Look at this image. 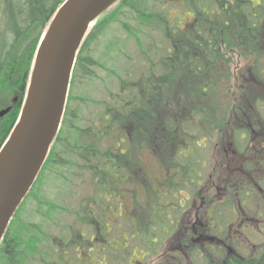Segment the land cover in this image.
<instances>
[{
	"label": "trees",
	"instance_id": "obj_1",
	"mask_svg": "<svg viewBox=\"0 0 264 264\" xmlns=\"http://www.w3.org/2000/svg\"><path fill=\"white\" fill-rule=\"evenodd\" d=\"M63 1L0 0V111L10 107L9 112L0 119V147L20 111L19 101L16 105H12L10 98L14 94H18L19 98L23 95L21 93L27 84L39 39L55 9ZM172 6H179L180 13L171 17L169 10L173 8ZM110 10L111 12L114 10L113 15H108L106 21L99 22ZM122 18H127L135 24L130 31L127 26L124 27L125 32L128 31L135 42H139L135 30L139 31V28L143 26L160 29L162 35L168 40L171 48L166 52L165 60L159 63L161 72L156 75L149 71L147 75L139 76L135 82L121 79L115 92L108 89V99L101 102L103 111L99 116V123L93 122L82 127L80 125L82 119L70 111L67 104L61 128L36 181L42 185L47 184L43 182H49L47 180L55 170L54 166L75 168L76 164L73 161L83 160L86 166L92 167L87 172L95 173L94 168H97L96 174L101 183L97 185L99 188L97 193L102 191V194L106 196L102 202L108 204L113 199L116 201V207H120L121 199L127 201L132 198L134 205L139 204L138 188L134 186L136 181L133 179L131 182L128 172V166L132 162L137 165L131 155L135 140L141 142V151L148 152L150 170L155 169L157 171L155 174L160 172V168L164 170V173L171 171L170 175L164 179L169 190L175 191L184 187L186 180H179L180 174L186 173L189 175L188 179L191 178L190 171H193V164L199 165L193 160V153L190 154L194 146L192 145L193 135H183V138L179 140V132L183 130L187 117L183 107L186 110L187 107L180 105L181 108H178L177 113L178 101L176 99L175 102L169 97L171 85L168 80L173 71L181 68L187 73L202 76L208 69L216 67L222 57L220 43H223L224 37L229 34L235 40L234 44L241 50L243 48L246 56H250L248 70L257 87L246 76L248 87L255 89L249 90V96L244 94L240 98L233 99L232 103L235 105L228 116L243 117L242 112L246 111L247 117L255 118V116L262 117V114L255 112L260 113L259 110L261 113L264 112V0H117L99 16L92 30L86 35L77 56L72 82L78 69L83 76H86L85 78L92 77L88 65H94V62H90V52L87 51V47L102 35L112 22ZM226 39L231 40L228 37ZM250 44L255 45L249 50ZM227 45L236 52L231 41L227 42ZM104 48L108 52L113 51L115 44H108V47ZM164 63L170 70L166 75ZM205 87L208 88L207 85L201 87L203 94L206 91ZM180 88L181 86L176 90ZM182 100L183 97H181ZM239 103L241 105L237 106ZM161 106L162 109H160ZM205 108L200 105L194 109V112L198 118H203L202 121L204 120L203 123L207 128L211 122L209 120L206 122L208 110ZM253 112L254 115H252ZM182 114H185L184 117ZM220 116L224 115L220 114ZM109 138L113 139L112 144L108 143ZM65 155L72 161L65 160ZM83 156L85 158H82ZM178 168L181 171L176 170ZM57 176L67 180L63 172H59ZM150 181L152 182L151 179ZM38 188L35 189L34 186L30 190L5 231L1 241L4 248L0 245V264L36 262L38 264H95L91 260L92 253L94 255L103 253L107 247L114 252H125L126 262L131 264L132 250L130 249L137 247L133 245V240H136L137 244L141 243L143 249L151 248L149 251L153 253L154 249L160 245L156 234L161 227L159 222L161 212L158 206H150V215H154L157 219H152L148 224L151 230L146 232V228L142 229V224L136 217L135 223L129 220L132 227L129 238L132 241H129L128 237L121 236L123 245L109 246L107 243L110 240H108L102 246L97 245L100 249H96L95 252L89 251L86 257L81 258L79 249H67L68 246L75 244L71 243V240H75L74 235H68L60 241L53 238L54 244L60 243L61 248L52 249L51 241L44 234L43 227L51 222L53 212L58 211L56 204L46 203L49 206L42 204L36 209L38 214L47 218L42 219L44 221L40 223L16 219L30 200H36L39 205L37 197L42 193L38 191ZM149 202L145 201L144 206L149 205ZM58 207L61 208L60 205ZM137 207L135 206L138 212ZM109 232L105 230L104 235L108 236ZM101 236L102 234L99 233V237ZM154 239L156 243L153 242ZM115 247L119 249H114ZM121 247L127 249H121ZM70 252L76 260L69 256ZM102 256V261L97 264H111L110 261L115 262L114 264L121 262L116 255ZM259 262L256 264H264V257Z\"/></svg>",
	"mask_w": 264,
	"mask_h": 264
},
{
	"label": "rangeland",
	"instance_id": "obj_2",
	"mask_svg": "<svg viewBox=\"0 0 264 264\" xmlns=\"http://www.w3.org/2000/svg\"><path fill=\"white\" fill-rule=\"evenodd\" d=\"M172 7L173 8L169 10V15L171 17L180 13L179 6ZM113 13L114 10H112V12L110 10L99 22H103L102 20L106 21L108 15H113ZM125 26H127L130 31L131 29L133 30L135 24L132 21H128L127 18L112 22L110 26L102 32V35L91 42L87 47V51L90 52V62H94V65H88L92 77L85 78L86 76H83V73H80L79 69L76 76L74 75L69 90L68 108L82 119L80 124L82 127H86L93 122L99 123V116L103 111L101 102L108 99V89L111 92H115L118 89L121 79L135 82L139 76H145L149 71L152 74L158 75L161 72L159 63L165 60L164 57L167 55L166 52L170 51V43L165 36L162 35L160 29L151 26L140 27L139 31L135 30L139 37V42H135V39L128 34L129 32L124 31ZM227 37L231 40H227ZM224 39V44L220 43L222 55L221 62L216 67L208 69L207 73L202 76H195L193 73H187L185 69L181 68L177 71H173L168 80L171 85V96L169 97L175 102L176 99L178 101V103H176L177 113L178 108H181L180 105L182 107H187V110L183 107L187 117L185 125L182 127L183 130L179 132V140L183 138V135H193L192 145L194 146L192 147V151L195 153L193 160H196V157H198L200 161H208L211 157L210 144L216 138L217 129L225 123L224 121L226 119L231 118V116L228 115L233 111L232 107L235 105L232 103V100L237 97L240 98L244 94L249 96V90L255 89L251 86L248 87L246 82L247 76L251 79V82L254 83L248 70L250 56H246L243 48L241 50L234 44L235 40L231 38L230 34L224 37ZM230 41L235 47L236 52H233L229 48V45H227V42ZM113 43L115 44V49L108 52L104 47H108V44ZM253 45L255 44H250L248 47L249 50ZM164 66L166 68V75L170 70H168L169 68L165 63ZM202 85H207L208 87H205L206 91L204 94L201 90ZM179 86H181V88L176 90ZM25 91L26 86L21 93L23 94L21 98H19L18 94L12 95L10 98L12 100V105H16L19 101V106L21 107ZM181 97H183L182 101ZM200 105L205 106V110H208L206 122L209 120L211 124L207 128L203 123L204 120L202 121L203 118H198L194 112V109ZM239 105L241 104L239 103L237 106ZM160 109H162V106ZM243 110H245V108ZM220 114L224 116L219 117ZM17 115H19V113H17ZM184 115L185 114H182V117H184ZM252 115H254V112ZM189 123L191 125H189ZM107 141L112 144L113 139L109 138ZM210 141L212 142L210 143ZM140 143L139 140L133 142L132 159L136 160L139 164L141 163L144 165L148 163L149 165L148 156L140 150ZM64 158L65 160L69 159L72 161L67 155H65ZM77 162L78 159L73 161L75 164ZM77 165L83 166L82 163H77ZM196 165L197 164H193V167L195 168ZM197 166L205 179L208 174V166L205 168L201 167L200 164ZM60 171L64 173L67 180H64L61 176L58 177L56 173L52 172L47 180L49 182L52 181L51 184L44 181L43 183L47 184L42 185V183L40 184L37 182L35 187L39 186L38 191L42 193L41 196H39L40 198L37 197L39 205H37L36 200H30L19 212V216L16 218L17 220L23 219L34 223H40L44 221L42 219L47 218L38 214L36 209L40 208L42 204L49 206V204L46 203H54L57 205L58 211L53 212V221L51 223L46 224V226L43 225L44 234L49 238L51 236L55 239H63L68 235H83L84 242L81 245L83 246L85 243L87 249V244L91 237L90 234H94L97 227V245L99 244V246H102L104 243L108 242V240H110L107 243L109 246L123 245L124 242L121 236L128 237V240L132 241L129 238L130 231H132L129 220H131L132 223H135L134 220H136L130 215V206L132 205L133 208V203L129 201H131L132 198L127 201L121 199V208L118 206L116 207V201L113 199L110 200L108 204H105L102 201L106 196L102 194V191L97 193V189H99L97 185L101 183H99V176L96 173L74 169L73 171L75 174L72 175L68 172L67 168L61 169ZM79 172L82 173L78 177L77 175ZM156 172L155 169L152 168L150 170L149 168V174L152 178L162 175L161 172L155 174ZM63 181L68 182L66 183ZM157 188L158 186H150L151 200L149 205L144 206L145 197H141L140 192L139 204L135 205L136 207L138 206V213L136 214L138 222L142 224V229H147L145 230L146 232L151 230L148 228V224L151 223V220L156 219L154 215H150L151 213L149 210L150 206H155L158 201L154 197V192L157 191ZM100 198L102 199L100 200ZM158 202L162 203V201ZM58 205H60L61 208H59ZM64 208H66V210H64ZM76 213L80 215V217L76 218ZM156 213H158V211H156ZM105 230L110 231L108 236L104 235ZM99 233L102 234L101 237H99ZM113 241L119 242L116 243ZM253 241L258 243L259 239L256 238L253 239ZM133 245L137 247L130 249L132 250L130 252L131 264H160V262H163L165 259L162 257L163 249H156L153 253V251L150 252L149 249H142L143 246L141 243L137 244L136 240H133ZM99 246H97V249H100ZM56 247L60 249V243H58V245L54 244V248ZM254 250L257 251L259 249H250L249 245L246 249H242L241 253L243 252L246 256V254L254 253ZM78 252L81 258L85 256L82 249H79ZM102 255L107 257L116 255V258L121 259V262L119 261L116 264H127V255L125 252H114L113 249H109L108 247L103 253H97L96 255L92 253V262L97 264V262L102 261ZM143 255L146 256L141 259ZM69 256L75 259L71 252ZM106 259L107 258H105V260ZM112 262L113 261H110L111 264L115 263ZM174 262L175 264H187V262L182 259H175ZM33 264H38V262Z\"/></svg>",
	"mask_w": 264,
	"mask_h": 264
},
{
	"label": "flooded vegetation",
	"instance_id": "obj_3",
	"mask_svg": "<svg viewBox=\"0 0 264 264\" xmlns=\"http://www.w3.org/2000/svg\"><path fill=\"white\" fill-rule=\"evenodd\" d=\"M259 111L255 113L262 117H247L244 111L243 117L226 119L217 129L215 140L210 141L208 161L195 160L203 168L208 166L207 176L204 179L197 166L190 171V179L186 173H179L181 169H176L179 180H186L180 190L171 191L164 183L171 171L164 173L160 168L162 175L152 178L148 163L143 165L136 161L137 165L132 162L128 166L131 182L136 181L138 198L140 192L148 203L150 186H158L153 192L155 199L162 201L155 204L161 212V227L156 234L160 245L154 251L164 250L162 257L165 259L160 264H175V259H182L187 264H256L264 257V112ZM144 153L149 160L148 152ZM77 163L75 168L66 167L70 174H75L74 169L87 172L92 168L83 160L78 159ZM94 172L97 173V168ZM121 203L120 200L119 208ZM132 203L130 215L135 218L138 212ZM94 232L90 234L87 249L85 243V247L81 245L84 236L76 234L73 237L76 241L71 240L75 244L67 249H82L85 257L89 251L95 252L97 227ZM256 238L259 244L253 241ZM49 240L52 249H59L54 248L53 237ZM153 242L156 243L155 239ZM249 245L250 249L259 250L245 256L241 251Z\"/></svg>",
	"mask_w": 264,
	"mask_h": 264
},
{
	"label": "water",
	"instance_id": "obj_4",
	"mask_svg": "<svg viewBox=\"0 0 264 264\" xmlns=\"http://www.w3.org/2000/svg\"><path fill=\"white\" fill-rule=\"evenodd\" d=\"M116 1L64 0L39 41L19 117L0 147V241L59 131L83 39ZM9 110H1L0 119Z\"/></svg>",
	"mask_w": 264,
	"mask_h": 264
}]
</instances>
